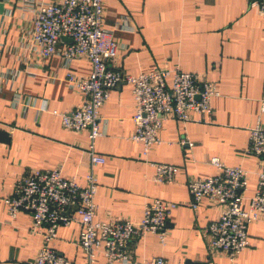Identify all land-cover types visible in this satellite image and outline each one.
Here are the masks:
<instances>
[{
    "label": "crops",
    "instance_id": "obj_1",
    "mask_svg": "<svg viewBox=\"0 0 264 264\" xmlns=\"http://www.w3.org/2000/svg\"><path fill=\"white\" fill-rule=\"evenodd\" d=\"M31 4L0 0V126L10 133L9 143L0 142V264H31L42 242L29 231L27 212L7 213L4 198L15 182L30 169L59 166L65 177L84 184L91 168L87 133L64 129L59 117L83 102L68 86L67 72L88 75L91 64L86 58L65 62L56 54L47 60L33 57ZM103 22L121 46L118 62L125 74L178 68L213 82L219 95L211 99L212 115L194 113L188 122L167 118L159 142L144 151L131 138V86L114 88L100 109L103 134L93 141L105 158L92 167L97 217L136 220L151 200L175 202L165 244L143 234L128 245L136 260L161 256L182 264H264V219L249 224L250 246L230 260L208 246L206 227L218 208L204 200L193 209L187 189L190 178L216 171L209 160L218 157L249 172L246 199L256 191L264 159L247 153L249 129L258 121L264 127V16L256 0H104ZM67 43L62 39L59 48ZM156 163L179 171L171 181L158 182ZM78 233L77 223L59 226L51 245L72 264H85ZM97 260L105 262L101 252Z\"/></svg>",
    "mask_w": 264,
    "mask_h": 264
},
{
    "label": "built area",
    "instance_id": "obj_2",
    "mask_svg": "<svg viewBox=\"0 0 264 264\" xmlns=\"http://www.w3.org/2000/svg\"><path fill=\"white\" fill-rule=\"evenodd\" d=\"M34 11L30 37L34 43L33 57L47 60L60 55L67 62L86 58L91 64L88 75L69 71L68 86L83 96V102L69 111L59 113L61 126L73 132H86L91 168L84 184L65 177L61 167L46 170L30 169L14 184L4 198L7 213L31 216L29 231L41 236V246L31 264H72L51 245L59 226L79 225L78 245L85 254V264H182L161 256L147 261L136 260L128 245L145 233H152L164 245L168 235L167 222L179 205L161 199L146 203L136 220H101L96 215L97 179L92 167L102 164L104 156L95 152L93 141L103 134L100 109L110 92L122 83L129 84L134 97L132 120L133 140L147 151L159 142L158 131L167 118L181 122L192 120V114L212 115L211 99L219 95L216 84L198 73L178 68H158L138 75L125 74L118 62L121 48L112 31L104 27V0H31ZM264 16V0H256ZM29 4V3H28ZM26 5V4H25ZM11 13V10L8 11ZM65 38L64 48L59 44ZM264 112V100L260 104ZM247 153L264 159V127L249 129ZM182 144L187 140L182 139ZM216 171L206 177H193L187 182L189 205L196 209L204 200L218 208V216L206 227L208 246L219 250L230 260L250 246L248 226L264 219V169L258 170L257 188L248 199L245 190L249 172L241 166H229L218 157L210 158ZM155 180L171 181L179 167L156 163Z\"/></svg>",
    "mask_w": 264,
    "mask_h": 264
},
{
    "label": "water",
    "instance_id": "obj_3",
    "mask_svg": "<svg viewBox=\"0 0 264 264\" xmlns=\"http://www.w3.org/2000/svg\"><path fill=\"white\" fill-rule=\"evenodd\" d=\"M9 141H10V133L5 128L0 126V142L9 143Z\"/></svg>",
    "mask_w": 264,
    "mask_h": 264
},
{
    "label": "rangeland",
    "instance_id": "obj_4",
    "mask_svg": "<svg viewBox=\"0 0 264 264\" xmlns=\"http://www.w3.org/2000/svg\"><path fill=\"white\" fill-rule=\"evenodd\" d=\"M62 39H64V38H62Z\"/></svg>",
    "mask_w": 264,
    "mask_h": 264
}]
</instances>
